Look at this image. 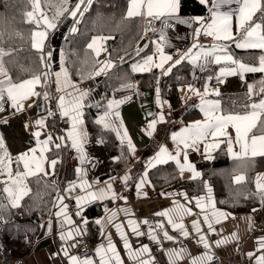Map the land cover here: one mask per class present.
Segmentation results:
<instances>
[{
  "label": "crops",
  "instance_id": "obj_1",
  "mask_svg": "<svg viewBox=\"0 0 264 264\" xmlns=\"http://www.w3.org/2000/svg\"><path fill=\"white\" fill-rule=\"evenodd\" d=\"M210 6L211 4L208 5V7ZM241 6L242 0H232L231 3H222L218 9L221 13L230 12L233 14L234 36L237 34L236 24L238 20V11ZM130 7L131 1L128 4L127 12ZM179 15L182 19L193 22L191 24L174 23L171 27L164 28V39H161V29L163 28L161 24L159 31L154 34V39L149 49L145 51L144 54L141 52L140 54L142 55L140 57L126 65L129 69L131 67L132 72L140 73V71L134 70L135 66L143 64L144 60L148 57H153V63L148 66L151 67L152 70L157 69L160 72L159 85L153 90H145L142 92L138 90L137 82L134 81L122 84L113 89L110 94H107V89L102 81L106 74L112 70L115 62L109 60L105 40L101 36H94L89 43L93 44V41H96L91 49L99 58V67L90 79V88H80L79 84L70 78L60 49L62 40L66 34L72 30L75 17L69 15L60 24H56L55 28L47 30V36L44 40L42 51L45 52L49 61L54 90L57 92V88L60 87L65 88L67 92L73 93V95H78L80 92L87 93L82 101L83 115L81 118L83 124L80 125L84 134L83 162H81L80 159L81 153L77 151L76 164L68 178L64 172L63 177L65 179L63 191H59L58 196L63 197V205H67L66 215L70 217L74 223L69 225L65 222L64 226L61 227V221L64 220V217L55 215L59 210L57 207V205H59V200L57 198L52 212L40 220L39 234L32 251L22 258L11 256L5 259L2 251L3 245L0 240V264H71L69 257L72 256L78 257L80 260L90 258L93 264H101V255H103L104 260L108 261L109 264H117L114 259V254L109 251L110 244L115 247L116 254L119 255L123 264H142L143 261H148L149 264H192L193 258L201 257L204 254L211 255L213 259L211 261H199L198 264H240L244 259H247L250 264H256L257 258L264 256V248H261L259 243V241L264 239V225L261 226L259 230H255L256 225L254 218L256 217L253 210L248 211L246 209H241L231 211L219 205L220 203L216 198L214 187L210 180L205 181V190L199 194H190L183 187V182L185 180L201 178L203 170L211 166L214 153L223 143L226 145L229 156L232 158L253 157L250 153L248 156H233V152H241L240 146L235 140L234 129L231 127L228 128L232 140V152L228 150L229 145L227 138L221 137L218 141H213L212 138L209 137L207 141H197L195 147H190L188 149H184L183 144H180L179 164L175 159L171 158V156H175L177 153L178 141L184 138L188 139V142L191 143V136L194 131L192 126L197 122L204 123L207 119L204 112L205 106L201 103V96H197L190 92L189 86L198 89L204 100L213 103L218 101L219 111L216 112V115H221L225 113L221 111V104L217 97L225 94L247 92L249 90L248 86L251 85L247 77L254 73H259L264 76V73L251 72L227 75L221 77L222 82H218L217 77L220 76L221 68L228 70L234 67V65L229 61H222L221 64H216L214 63L213 56H209L205 59L202 53L211 51L212 46L216 45L218 48L222 47L226 49V51L221 52L217 50L215 55H231L233 59L238 61L231 51L232 47L237 48L235 46L236 41L216 40L212 37L213 41L207 46L192 48L190 45L191 41L197 37L195 29L198 25L194 22L197 17L183 16L180 13ZM209 17L210 13L208 11L206 16L200 18L207 21ZM145 20L147 21V19ZM201 34H203V30ZM48 43L50 44V49L46 50ZM157 45L161 46L165 55L172 56V59L164 64L163 69L155 67V64L159 62L160 56V53L157 51ZM0 49H3L5 53L2 58L4 64V58L10 54L13 49L10 47H0ZM251 49H258L264 52V49ZM189 52L191 55L181 60V62L187 61L190 64L189 82L184 85L172 86L168 89L166 94H163L162 86L171 72L168 71V69H172L175 61L184 57L185 53ZM198 53L201 55L194 63L193 59L197 57ZM175 54H179V56L174 60ZM106 65L111 66L106 67ZM215 65H218V68L214 77L203 82L205 71L211 69ZM101 69H103V71H101ZM65 71L67 77L64 75ZM55 73H61L59 83L56 82ZM8 76L10 77L9 73ZM0 79L6 80L3 76H0ZM41 86L42 80L41 85L36 86L37 92L41 93ZM205 88L208 89V95H203ZM217 90L220 93L218 96L215 95ZM57 93L59 96L65 95L64 92ZM67 98L68 97H66V99ZM113 101H123V103L110 108L109 105L112 104ZM164 101L171 102L174 108V116L184 120L183 126L173 134L177 136V140H173L172 135L169 142L164 140L165 114L161 106ZM9 103L10 102L5 103V112L0 113V117L7 118V123L0 122V135H3L5 147L9 155L13 158V161H15V157L20 153L25 152L30 147L36 146L31 135V130L26 131L24 125L26 123L34 125L35 121L47 116V111L42 110L47 109V101H44L42 96L33 97L32 100L25 101V111L17 113L16 115H11L13 109L9 107ZM29 104L33 106L28 107ZM116 112L119 113L118 117L115 115ZM149 113H151V115H149ZM161 115L164 117L163 121L159 120ZM101 117L105 118V122L109 124L107 128L114 131L120 143L128 147V139H130L132 145H134V151L128 147L132 158V164L121 174L106 175L109 172V166L107 164L109 156L103 140L99 137H94L93 132L96 127V122ZM88 120H92L93 124L89 123ZM153 120L157 121L156 127L154 130H149L148 124ZM100 125L104 127L103 124ZM116 129H119V135ZM186 129L188 131H185ZM125 130L127 132L126 137H124ZM149 131H152L151 135H148ZM63 135H66V132ZM122 137H124L123 140ZM40 139L43 140L45 137L42 135ZM64 143L68 146L61 147L58 149V152L50 145L52 150L46 153V155L49 160L57 159L58 163L54 170V174L52 169L45 165L46 170L49 172V175L45 176L46 178H52L57 174L58 170L63 167L64 154L67 149L71 147L70 140H65ZM207 143H219V147L205 152V145ZM162 147L167 149V154L160 158L162 162H157L155 158ZM185 153L187 155V161L185 160ZM0 154H2V152H0ZM209 155L211 159L207 158ZM150 161L151 164L149 163ZM185 163L194 165L195 170L199 172L200 175L194 177L193 172L189 170H185L181 173L180 164ZM167 164H174L177 167L179 178L169 183L165 182L162 185H156L155 180L159 176L157 171H161L162 166ZM11 168L14 174L18 170L15 162L12 163ZM77 168L81 169L79 174L76 172ZM153 171H155L154 175ZM125 176L129 178L127 183H125L123 179ZM258 176H264V171L256 174L255 183ZM32 177L34 176H29L24 181L28 189V181ZM80 177L93 186L92 189H90L91 191L105 188L106 185L110 184L112 192L116 194L115 199L112 198L111 192H108L104 197L91 200L84 204L81 211L76 205V198L85 195V191H82L79 187L71 192L68 191L70 183H75L76 185L81 183ZM235 177L236 176L233 177V181L236 183ZM6 179V175H0V184L3 189L6 185L2 181ZM114 179H118L123 184L125 188L124 191L116 190L112 184ZM141 179L145 181L143 186L140 185ZM163 179L164 178L161 180ZM261 182L264 183V181ZM13 191L14 195H18L15 188ZM3 193L7 205L13 210L15 207L12 206L11 198H9L6 192L3 191ZM255 194L262 212V219L264 220V205L260 203V194L257 188ZM24 197L25 195L19 200V204ZM197 198L201 199V203L209 206L202 211L196 206L195 202ZM212 203H214L217 211L228 214V218H221L220 223L213 222L215 232L209 231L204 222L205 215H208L211 219L212 208L210 205ZM63 205H59V207H63ZM94 205H100L102 213L90 217L85 211ZM177 205L191 208L192 215L185 213L181 220L179 214L176 211H172L176 209ZM71 206H75L76 213L81 211V215H76V217L82 218L81 223L76 222L75 216H73L70 211ZM164 211H170L173 221L182 222L184 224L185 229L189 233L187 238L182 236L179 230L172 227L168 222V217L156 215V213ZM85 220L87 223H84ZM97 220L101 221V223L97 224ZM130 220L138 225V231L144 233V235H137L132 231L131 226H129ZM145 220L148 221L147 224L143 223ZM193 220L199 222L200 227L203 229V234L206 235L207 241L211 246L210 248H205L202 243L197 241L198 234L193 227ZM161 224L163 228L159 227ZM116 225L122 226L121 231L117 230ZM49 226L51 231L48 230ZM77 227L81 235L76 234L75 229ZM1 228L2 226L0 225V232ZM70 230L73 232L74 238L61 240V233H67ZM164 232H167L173 239H165ZM84 233L92 238L93 256L83 255L78 252L79 240ZM151 236H155L156 239H151ZM123 237H126L127 243L131 246V254L129 249L125 247V239ZM221 240L224 241V243L217 246L216 242ZM145 245L149 251H140ZM101 247L104 249V252L98 254L97 249ZM65 250L68 252V256L64 255ZM181 250H183L181 256L177 257L175 253ZM249 253L253 255L249 256Z\"/></svg>",
  "mask_w": 264,
  "mask_h": 264
},
{
  "label": "trees",
  "instance_id": "obj_2",
  "mask_svg": "<svg viewBox=\"0 0 264 264\" xmlns=\"http://www.w3.org/2000/svg\"><path fill=\"white\" fill-rule=\"evenodd\" d=\"M131 0H39L41 11L49 18L55 17V24L64 21L77 4L80 9L73 20L70 30L61 42V52L70 78L82 83L90 79L99 67V58L94 54L89 43L94 36H101L105 40L109 60L115 62L114 67L104 77L102 83L107 94L127 82H137L138 90H153L159 85L160 72L153 69L147 72H132L126 65L142 54L137 46L145 25V18L127 16L128 4ZM67 8L63 15L56 16L57 10ZM33 0H0V47H10L13 51L4 58V65L14 82L39 75L44 66L45 52L36 50L32 46V33L38 26L30 23L27 13L33 12ZM180 14L191 17H204L208 14V6L201 5L199 0H181ZM261 13H257L254 20ZM75 29V31L73 30ZM50 49L48 43L46 50ZM236 59L248 65H258L259 58L264 52L258 49L231 48ZM218 65L205 71L203 82L213 78ZM190 64L182 61L174 65L162 86L166 94L172 86L184 85L189 82ZM253 87V95L248 92L225 94L217 97L221 104V111L225 114L243 113L244 106L259 100L264 93L259 89L264 87V76L259 73L247 77ZM47 92V91H46ZM259 93V94H258ZM93 124L92 120H88ZM94 137L103 140L108 153L109 172L106 175H116L124 172L131 164L132 158L129 148L120 143L114 131L104 128L96 122ZM58 152V150L56 149ZM55 153V152H54ZM57 155V154H56ZM264 171V156L232 158L223 143L214 153L212 164L202 172L201 178L188 179L183 187L190 194H199L205 190V181L210 180L219 205L231 211L241 209L253 210L259 206L256 191L255 176ZM155 171H153L154 175ZM159 176L155 184L162 185L179 178V172L174 164L162 166L157 171ZM64 166L52 178L43 175L29 179V192L12 210V219L1 228L0 240L10 255L22 258L32 251L39 234L41 219L48 216L59 196V179L64 181ZM243 175L245 180L235 183L233 177ZM164 178L163 180H161ZM85 213L94 217L102 213L100 205L88 208ZM88 236V234H86ZM91 240L92 238L88 236ZM93 243V242H92Z\"/></svg>",
  "mask_w": 264,
  "mask_h": 264
},
{
  "label": "snow or ice",
  "instance_id": "obj_3",
  "mask_svg": "<svg viewBox=\"0 0 264 264\" xmlns=\"http://www.w3.org/2000/svg\"><path fill=\"white\" fill-rule=\"evenodd\" d=\"M85 0H80V4L84 3ZM232 0H199L201 5L208 6V11L210 13V17L207 21L203 18L197 17L195 18V23L198 27L195 29V34L197 37L201 35V31L203 30V34L213 37L216 40L223 41H236L235 46L237 48L246 49V48H259L264 49V23L256 22L254 17L259 12L261 16L257 19L264 20V0H242V6L238 11V20L236 24L237 31L242 33L239 40L237 41L236 36L233 34V14L232 13H221L218 11L220 5L222 3H231ZM64 3H67V0H64ZM88 3H91V0H88ZM80 4L75 6V9L70 12L72 17H76L77 11L80 9ZM33 7L35 9L34 12H28L27 16L30 23L36 24L38 27H42L44 30L35 31L32 33V46L40 51L43 50V43L47 36V30L55 28V17L53 19H49L46 15L39 11L40 3L39 0H33ZM181 9V0H131V7L127 12L128 17L139 16L148 20V23L151 24L153 21H160L163 25L161 29V39H164L163 29L167 27H171L174 23L181 24H191L193 21L182 19L179 15ZM64 11H68L67 8H62L57 10L56 16L63 15ZM75 31V29H73ZM3 33L0 32V38H2ZM96 41H93L95 44ZM93 44H89V48L93 47ZM193 47H200L199 45H193ZM219 50L221 52H225L226 49L213 45L211 51H205L202 55L205 59L209 56H213L214 63L221 64L222 61L231 62L234 67L225 70L221 68L220 76L217 77L218 82L221 81V77L227 75H237L243 73H251V72H261L264 73V56L259 58L258 65L250 66L243 62H238L231 55H215V52ZM157 51L160 53L159 62L155 64V67L163 69L164 64L167 61L172 59L171 55H165L163 49L160 45H157ZM99 54V53H97ZM5 55L3 49H0V76H3L5 79H0V113L5 112V103H9V107L13 109L11 115H16L17 113L25 111V101L32 100L33 97H41L44 101H48L50 96L47 92H37L36 86L41 85L42 77L39 75H33L30 79H24L19 82H13L11 77L8 76L7 71L5 70L3 64V56ZM191 55V53H185L184 57L176 60L175 63H180L182 59ZM201 54L198 53L197 57L193 59V62H196V59L199 58ZM153 63V57H148L144 60L143 64L135 66V71H151V65ZM111 65H106V67H110ZM103 71V69H101ZM171 71V68L168 69ZM99 74V73H97ZM56 82L59 83V78L61 73H55ZM65 77H67L66 71L64 72ZM43 76L47 78L48 73H44ZM75 87V86H71ZM249 87L248 95L251 97L253 95V87L251 85ZM189 91L197 96H201V103L205 106L204 112L206 116V121L204 123L197 122L192 126L194 130L191 136V143L188 142V139L181 138L177 144V153L175 156H171L172 159H175L179 164V155H180V144H183L184 149H188L190 147H195L197 141H207L209 137L212 138L213 141H218L219 138L225 137L228 140L229 151L232 152V140L231 136L228 132V128L231 127L235 131V140L236 143L239 144L241 152L235 153L233 152V156H248L249 153L251 156L255 157L257 155L264 156V96L253 102L251 104H246L244 106L245 111L243 113H229V114H221L216 115V112L219 111V102H209L203 99L202 94L198 89L189 86ZM57 92H64L65 95H60L57 97L58 100V110L61 118H67L70 122L69 129L66 132V135H60L55 139L53 136L46 131L47 118L42 117L39 120L35 121V124L26 123L24 128L26 131L31 130V135L33 140L35 141V147L28 148L25 152L20 153L15 157V161L9 155L6 147L3 135H0V175H6L7 179L2 181L6 186L3 191L6 192L11 198L12 206H19V200L30 191L26 184L24 183L25 179L29 176H37V175H49V172L46 170L45 165H47L50 169H52L53 174L58 163L57 159L49 160L46 153L51 151L50 145L55 149H60L61 147L68 146L65 145V140H70V146L72 148L77 149L78 152L81 153V162H83V145H84V134L80 125L83 124L82 120V108H83V99L87 95L86 92H80L78 95H73V93L67 92L65 88H57ZM259 93H264V87L259 89ZM258 93V94H259ZM208 89L205 88L203 95H208ZM215 95H220L219 91L215 92ZM66 97H68L66 99ZM123 101H113L112 104L109 105L110 108L113 106H118ZM32 104H29L28 107H32ZM162 106V105H161ZM47 111L48 117H54L56 115L50 108L42 109ZM115 115L118 117L119 113L116 112ZM151 115V113H149ZM164 117L161 115L159 117L160 121H163ZM0 122L7 123L6 117H0ZM98 124H103L104 127H109V124L105 122V118L101 117L98 121ZM156 120L149 122L148 129L154 130L156 127ZM122 125V121H121ZM117 134L119 135V129H116ZM185 131H188L187 129ZM152 131L148 132V135H151ZM44 136L45 139L41 140L40 137ZM127 136V132L125 130L124 137ZM122 137V140L124 139ZM173 140H177V136L173 135ZM60 141L57 143L56 141ZM128 147L134 151V145H132L131 140L128 139ZM219 147V143H207L205 145V152H208L210 149ZM167 154L166 148H161L160 152L157 154L155 158L157 162H162L161 157ZM207 158L211 159L209 155ZM185 160L187 161V155L185 153ZM15 162L17 166V171L15 174L11 168L12 163ZM151 164V161L149 162ZM22 169V170H21ZM185 170L192 171L195 176H199L200 173L195 170L194 165L191 163L180 164L181 173ZM76 172L79 174L81 169L77 168ZM81 183L76 185L75 183H70L68 191L71 192L79 187L82 191H85V195L79 196L76 198V205L79 209H83V205L90 202L91 200L100 199L107 195L108 192H111L112 198L115 199L116 194L112 192L111 185H106L105 188L98 189L96 191H91L92 185L88 184L86 180H83L80 177ZM125 183L129 179L127 176L124 178ZM245 180L243 175H238L235 177L236 183H241ZM264 176H258L256 179V188L260 194V203L264 205ZM145 181L141 179L140 185L143 186ZM16 189L18 195H14L13 189ZM210 191V189H209ZM139 194V193H138ZM59 205H63V197H58ZM196 206L199 207L202 211L208 207L209 205H205L201 203V199H196ZM57 207L59 210L55 213L56 216H63L64 220L61 221V227L64 226V223L71 225L74 221L66 215L67 205H63V207ZM211 219L208 215L204 216V222L207 225V229L211 232H215L213 227V222L220 223L221 218L227 219L228 214L224 212L217 211L215 209L214 203L211 205ZM81 211H78L76 215H81ZM127 211V210H124ZM176 211L179 214L180 219L182 220L183 214L192 215L191 208H185L183 205H177L176 209L172 210ZM253 211H257V209H253ZM115 215V214H113ZM159 216L168 217V222L172 225L174 229L180 231V234L187 238L189 236L188 231L185 229L184 224L182 222H175L172 219L170 211H164L156 213ZM84 223H87L85 220ZM97 224L101 223V221L97 220ZM143 223L147 224L148 221L145 220ZM193 227L197 235V241L202 243L205 248H210V244L207 241L206 235L203 234V229L200 227L199 222L193 220ZM129 226H131L132 231L137 235H144L138 231V225L134 223V221H129ZM117 230L121 231L122 226L116 225ZM159 227L163 228V225H159ZM49 231L51 228L49 226ZM77 235H81L79 228L75 229ZM73 237V232L70 230L67 233H61L60 239L66 240ZM125 239V247L129 249L131 254V246L127 243L126 237ZM164 238L168 240H172L173 237L169 236L167 232H164ZM151 239L155 240V236H151ZM224 241H217V246L223 244ZM260 247L264 248V239L259 241ZM109 251L114 254V259L117 264H123L120 260L119 255L116 254V249L113 245H109ZM142 252H148L149 249L147 246H143L140 250ZM180 252H176L177 257L181 256ZM104 249L101 247L97 249L98 254H102ZM65 256H68V252L65 250ZM253 255L249 253V256ZM71 260V264H93V261L90 258H86L84 260H80L78 257L72 256L69 257ZM135 258V257H133ZM213 257L211 255L204 254L201 257L193 258L192 264H198L199 261H211ZM101 264H109L108 261L104 260L103 255H101ZM142 264H149L148 261H143ZM256 264H264V256H260L257 258Z\"/></svg>",
  "mask_w": 264,
  "mask_h": 264
},
{
  "label": "built area",
  "instance_id": "obj_4",
  "mask_svg": "<svg viewBox=\"0 0 264 264\" xmlns=\"http://www.w3.org/2000/svg\"><path fill=\"white\" fill-rule=\"evenodd\" d=\"M160 27V21H153L152 26L150 27L149 25L145 26L144 33L139 39L138 45L140 48H146L149 45L151 36H152V31H157L158 28ZM212 41V37H209L205 34L201 35L199 38L193 41L194 45H199V46H204L207 43H210ZM179 56V54L174 56V59H176ZM44 73H48L47 78L43 76ZM41 75L44 77L43 82H42V90L44 88H48V94L50 96V99L47 101V108H50L53 112L56 113L54 117H48L47 118V132H49L53 138L55 139L56 137L63 135L64 132H66L69 128L70 122L67 120V118H61L59 115V110H58V100L57 97L59 96L58 93L54 90L53 88V83L52 79L50 76V70H49V62L47 58L45 59V64L44 68L41 71ZM80 88L82 89H88L90 88V81H86L82 84H80ZM163 109L165 113V119H166V131L164 135V139L166 142L170 140L171 135L179 130V128L182 125V120L181 119H175L172 115L173 108L170 102H164L163 103ZM59 143L60 141H56ZM76 156H77V149L75 148H69L68 151L65 153L64 156V171L65 175L68 178L69 175H71V172L76 164ZM113 186L116 188V190H125L123 184L118 180L114 179L112 182ZM58 186L60 187V191H63V186H64V181L59 179ZM70 211L73 216H75L76 222L81 223L82 218L76 217V211H75V206L70 207ZM255 213V225L256 228L255 230H259L261 226L264 225V220L262 219V212L257 209ZM12 219V211L7 205L4 193H3V188L0 185V225L4 226L7 223L10 222ZM4 258L8 259L11 257L10 252L8 250H5L2 248ZM78 252L83 255H91L93 256V243L92 240L86 235L83 234L80 237L79 240V246H78ZM158 264H163V263H158ZM240 264H250L247 259H244Z\"/></svg>",
  "mask_w": 264,
  "mask_h": 264
},
{
  "label": "rangeland",
  "instance_id": "obj_5",
  "mask_svg": "<svg viewBox=\"0 0 264 264\" xmlns=\"http://www.w3.org/2000/svg\"><path fill=\"white\" fill-rule=\"evenodd\" d=\"M34 11H35V9H34ZM34 11H33V12H34ZM39 11L42 12L41 9H39ZM41 30H44V29H43L42 27H37V28H35V29L33 30V32H35V31H41ZM241 35H242V33H240V32L237 31V34H236V36H237V37H236V38H237V41L239 40V38H240ZM153 39H154V38H152V40H153ZM152 40H151V42H150V45H151V43H152ZM246 49H247V48H246ZM248 49H251V48H248ZM130 70H131V67H130ZM131 71H132V70H131ZM256 101H257V100H256ZM256 101H255V102H256Z\"/></svg>",
  "mask_w": 264,
  "mask_h": 264
}]
</instances>
